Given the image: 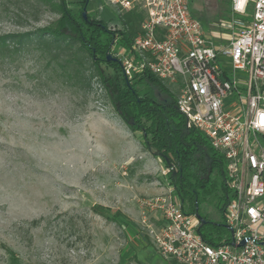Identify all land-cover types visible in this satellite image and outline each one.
<instances>
[{
    "label": "rangeland",
    "instance_id": "1",
    "mask_svg": "<svg viewBox=\"0 0 264 264\" xmlns=\"http://www.w3.org/2000/svg\"><path fill=\"white\" fill-rule=\"evenodd\" d=\"M189 1L209 28L232 15L230 0ZM88 8L96 17L116 13L103 0ZM58 15L43 0H0V35ZM46 66L32 48L0 55V264H171L149 231L158 214L141 206L172 184L168 167L126 125L99 78L91 88L64 84ZM102 71L114 82L113 70ZM164 83L177 97L179 85ZM138 89L167 97L151 83Z\"/></svg>",
    "mask_w": 264,
    "mask_h": 264
},
{
    "label": "built area",
    "instance_id": "2",
    "mask_svg": "<svg viewBox=\"0 0 264 264\" xmlns=\"http://www.w3.org/2000/svg\"><path fill=\"white\" fill-rule=\"evenodd\" d=\"M189 2L103 0L118 14L144 12L141 31L117 54L125 75L149 72L178 84L187 129L200 130L225 156L230 242L203 239L173 184L141 206L158 214L149 231L171 264H264V0H231L232 15L218 28H206Z\"/></svg>",
    "mask_w": 264,
    "mask_h": 264
},
{
    "label": "trees",
    "instance_id": "3",
    "mask_svg": "<svg viewBox=\"0 0 264 264\" xmlns=\"http://www.w3.org/2000/svg\"><path fill=\"white\" fill-rule=\"evenodd\" d=\"M43 1L52 4L58 18L33 31L1 34L0 55L32 48L39 51L47 61L46 67L64 84L91 88L93 79L99 78L126 125L140 131L147 150L171 169L169 179L185 211L198 213L205 220L198 226L203 239L211 245L230 242L232 232L225 209L232 189L225 156L212 147L200 130L187 129L175 93L161 79L149 72L129 78L120 59H107L116 36L120 46L129 47L141 31L144 12L129 10L96 17L88 11L91 0ZM228 5L230 10L231 0ZM102 64L113 70L114 82L104 75ZM140 82L156 85L167 97L158 100L147 92L141 93ZM212 209L216 218L210 216ZM41 219L35 218L30 224L38 226Z\"/></svg>",
    "mask_w": 264,
    "mask_h": 264
},
{
    "label": "water",
    "instance_id": "4",
    "mask_svg": "<svg viewBox=\"0 0 264 264\" xmlns=\"http://www.w3.org/2000/svg\"><path fill=\"white\" fill-rule=\"evenodd\" d=\"M84 15L86 16V12H84ZM107 59H108V60H114V61L117 60V58H116V57H113L112 54H109L108 57H107ZM195 215L198 217V219H199L202 223L205 222V220H204V219H203L198 213H196ZM243 243H244V241L242 242V244H243Z\"/></svg>",
    "mask_w": 264,
    "mask_h": 264
},
{
    "label": "crops",
    "instance_id": "5",
    "mask_svg": "<svg viewBox=\"0 0 264 264\" xmlns=\"http://www.w3.org/2000/svg\"><path fill=\"white\" fill-rule=\"evenodd\" d=\"M152 155V154H151ZM154 156V155H153ZM155 157H157L159 160H162L160 157H158V156H155Z\"/></svg>",
    "mask_w": 264,
    "mask_h": 264
}]
</instances>
